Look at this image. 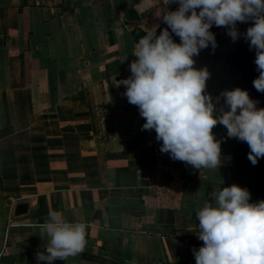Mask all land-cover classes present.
Masks as SVG:
<instances>
[{
  "label": "crops",
  "instance_id": "0c3cea01",
  "mask_svg": "<svg viewBox=\"0 0 264 264\" xmlns=\"http://www.w3.org/2000/svg\"><path fill=\"white\" fill-rule=\"evenodd\" d=\"M178 5L0 0V264H38L47 237L33 225L51 211L88 225L83 252L52 264H196V214L234 182L227 131L212 130L218 170L156 163L119 84L139 39Z\"/></svg>",
  "mask_w": 264,
  "mask_h": 264
},
{
  "label": "clouds",
  "instance_id": "9594fccd",
  "mask_svg": "<svg viewBox=\"0 0 264 264\" xmlns=\"http://www.w3.org/2000/svg\"><path fill=\"white\" fill-rule=\"evenodd\" d=\"M177 2L175 11H166L164 22L181 43L173 41L167 28L159 36L149 30L135 45L137 57L130 65L131 76L119 81L124 95L139 108L146 123L142 130H155L160 151L173 160L195 169L218 170L221 166V141L213 128L223 125L228 138L246 142L253 165L264 158V108L250 99L246 90H224L213 99L206 93L210 77L207 68L193 67L201 49L217 47L213 24L225 26L235 42L241 35L236 23L254 21L244 33L255 49L259 76L253 80L264 93V0H168ZM200 11L197 13V9ZM190 13V15H189ZM221 98L224 104L217 108ZM225 106L229 110L225 111ZM239 110V111H238ZM217 112L219 115H217ZM215 205L205 202L197 212L198 238L203 246L194 250L196 264H264V200L249 203L250 193L238 185L212 193ZM85 222H69L58 211L48 213L43 223L33 225L47 242L36 259L52 264L83 252L87 240Z\"/></svg>",
  "mask_w": 264,
  "mask_h": 264
},
{
  "label": "water",
  "instance_id": "95a60500",
  "mask_svg": "<svg viewBox=\"0 0 264 264\" xmlns=\"http://www.w3.org/2000/svg\"><path fill=\"white\" fill-rule=\"evenodd\" d=\"M178 7L179 5L173 11L177 10ZM199 11L200 9L198 8L197 13ZM251 26H254V21L251 19L246 22L238 21L236 28L241 35L233 42L232 38L227 34V27H217L213 24L209 30L215 35L217 47L213 50L211 44H209L208 48L201 49L199 55L193 57L195 61L193 67L196 69L206 67L209 71L210 77L206 81L205 91L214 100L222 91L233 90L239 87L248 92L250 99L258 101L259 103H257L256 107L257 109H261L264 108V93L258 92L253 85V80L259 76L254 62L256 51L254 48L250 50V41L244 38V33ZM165 28L168 29L175 43H181L180 37L172 33L171 28L164 20L153 30L159 36ZM223 104L224 99L221 98L217 108ZM227 110L229 108L225 106V111ZM217 115H219L218 112ZM228 141L232 153V168L235 183L249 191V203L264 200V158H259L257 163L253 165L248 159L250 148L246 142H241L236 138H228ZM25 209L26 203H19L15 207V213H22Z\"/></svg>",
  "mask_w": 264,
  "mask_h": 264
},
{
  "label": "built area",
  "instance_id": "2783aa9c",
  "mask_svg": "<svg viewBox=\"0 0 264 264\" xmlns=\"http://www.w3.org/2000/svg\"><path fill=\"white\" fill-rule=\"evenodd\" d=\"M161 145L162 141H157L154 129L140 142V148L144 150L156 163H165L171 158L169 153H162L160 151Z\"/></svg>",
  "mask_w": 264,
  "mask_h": 264
},
{
  "label": "trees",
  "instance_id": "16d2710c",
  "mask_svg": "<svg viewBox=\"0 0 264 264\" xmlns=\"http://www.w3.org/2000/svg\"><path fill=\"white\" fill-rule=\"evenodd\" d=\"M233 184H235V185H238V186H239V184H236V183H235V181L233 182Z\"/></svg>",
  "mask_w": 264,
  "mask_h": 264
}]
</instances>
